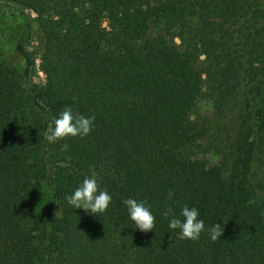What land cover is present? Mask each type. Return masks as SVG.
Segmentation results:
<instances>
[{
  "label": "trees",
  "instance_id": "trees-1",
  "mask_svg": "<svg viewBox=\"0 0 264 264\" xmlns=\"http://www.w3.org/2000/svg\"><path fill=\"white\" fill-rule=\"evenodd\" d=\"M0 4L32 11L41 44L17 43L21 70L0 61V264H264V0ZM67 107L93 130L47 143ZM92 174L113 197L100 217L65 200ZM130 197L154 232L135 230ZM184 205L221 239L170 232Z\"/></svg>",
  "mask_w": 264,
  "mask_h": 264
},
{
  "label": "clouds",
  "instance_id": "clouds-1",
  "mask_svg": "<svg viewBox=\"0 0 264 264\" xmlns=\"http://www.w3.org/2000/svg\"><path fill=\"white\" fill-rule=\"evenodd\" d=\"M94 117L74 115L71 107L65 108L57 118L49 125L44 135V140L49 144L59 143L69 137H87L93 130ZM174 193H168V199H172ZM112 195L101 189L95 174L86 176L65 200L73 209H81L86 214L96 217L104 215L112 203ZM126 210L128 219L134 224L135 230L141 233L154 232L156 217L144 201L135 198H127L121 201ZM168 218L170 232H176L181 240L198 241L202 233H206L209 239L215 242L221 239L224 232V223H214L206 227L201 218L200 210L196 207L184 205L179 217L168 209L164 213ZM182 217V219L180 218Z\"/></svg>",
  "mask_w": 264,
  "mask_h": 264
},
{
  "label": "rangeland",
  "instance_id": "rangeland-1",
  "mask_svg": "<svg viewBox=\"0 0 264 264\" xmlns=\"http://www.w3.org/2000/svg\"><path fill=\"white\" fill-rule=\"evenodd\" d=\"M100 24L102 27L108 26L106 19H102ZM28 27L31 29L33 36L31 39H28ZM21 40L25 41L24 47L37 56V53L41 49V44L39 24L35 18V14L22 6L0 4V61L5 65L13 66L19 70L23 68V60L16 49V45ZM42 79V72L35 69L33 81L40 83ZM198 108L201 111H206L210 108V104L205 101L200 102ZM211 160H216V157L212 156ZM49 201L50 190L45 186L41 198L38 201V206L35 209H42L44 205H48Z\"/></svg>",
  "mask_w": 264,
  "mask_h": 264
}]
</instances>
